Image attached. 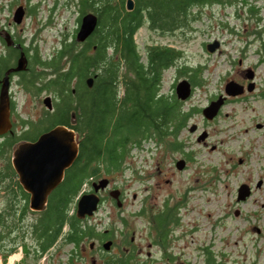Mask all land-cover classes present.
Listing matches in <instances>:
<instances>
[{"label": "rangeland", "instance_id": "rangeland-1", "mask_svg": "<svg viewBox=\"0 0 264 264\" xmlns=\"http://www.w3.org/2000/svg\"><path fill=\"white\" fill-rule=\"evenodd\" d=\"M249 3L260 8L259 14L264 19V0H249ZM20 4L27 11L16 22L14 12ZM195 8L200 17L185 28L161 31L145 21L136 32L141 52L145 55L152 43L168 44L182 51V61L205 64L203 84L186 99V107L203 108L219 94H226V82L232 77L254 80L257 87L249 90L246 85L244 94L229 95V101L213 119L206 118L202 110L195 112L180 135L185 142L184 149L173 150L148 141L142 147H135L126 158L123 170L106 175L111 184L118 183L125 188V206L119 208L105 191L108 199L93 216L83 218V222L93 224L110 210L116 216L105 217L98 227L103 228L102 225L112 220L121 225L118 214L123 209L130 223L125 224L130 226L128 236L134 228L137 236L143 232L155 238L153 211L163 208L167 199L174 206L187 195V203L177 213L179 223L169 224L172 237L169 247L178 264L203 262L206 249L228 264H264V61L260 60L258 43H246L250 40L244 22L249 14L247 9H240L241 15H237L234 6L209 4ZM78 26L79 9L73 0H0V29L6 28L27 44L37 46L43 58H50L63 38L70 39ZM215 38L221 40V45L209 52L205 45ZM0 49H5L1 40ZM249 68L254 70L253 78L242 74V70ZM185 77L189 78L188 74H179L175 67L168 68L162 91H175L176 83ZM13 86L16 112L21 117L38 118L46 112L45 94L52 91L32 93L22 86ZM193 123L198 127L191 131ZM204 131L206 136L199 139ZM180 158L186 160L183 168L176 164ZM242 183H247L251 192L245 199H238ZM90 186L91 180L84 183L76 195V203ZM141 208L142 214L134 215ZM34 216L28 214L26 221L33 220ZM142 238L147 240L145 236ZM27 245L20 243L8 257L0 253V264L78 262L77 255L72 254V243L62 238L38 260L26 253ZM167 263L168 260L162 259L153 264Z\"/></svg>", "mask_w": 264, "mask_h": 264}, {"label": "trees", "instance_id": "trees-1", "mask_svg": "<svg viewBox=\"0 0 264 264\" xmlns=\"http://www.w3.org/2000/svg\"><path fill=\"white\" fill-rule=\"evenodd\" d=\"M73 1L81 14L79 22L86 12L93 11L98 24L83 42L74 36L63 38L50 58H43L37 46L21 41L19 48L8 45L0 36L7 45V52L0 54V76L17 65L24 50L32 59H28L29 71H25L23 87L32 93L50 90L54 94L55 106L47 109L35 126L38 132L64 123L77 131L80 140L77 158L38 217L25 222L13 218L10 228L3 230L4 218L0 216V239L7 231L13 235L26 232L35 235L36 245L26 248L29 255L35 250L33 258L48 252L59 238L79 243L96 232L92 224L84 223L75 213L76 195L84 183L123 170L131 151L146 141L173 150L185 147L180 135L193 114L202 108L186 107V99L179 98L174 90L163 92V77L168 68L175 67L179 74H188L194 91L203 84L205 64L182 61V51L168 44L152 43L144 55L136 32L145 21L157 30L173 31L200 17L195 7L234 6L237 15H241L240 9H247L249 14L244 22L250 40L246 43H258L260 60L264 61V19L259 14L260 8L249 0H134L132 9L127 8V0ZM230 28L236 31L233 26ZM90 76L94 77L92 86L87 82ZM15 105L16 102L12 107ZM186 203L187 195L174 206L167 199L161 211L155 213L156 242L171 245L169 224L179 223L177 213ZM19 243L0 251L6 257ZM170 254V260L175 262L171 250ZM119 264L130 262L123 260ZM195 264L228 262L206 249L204 261Z\"/></svg>", "mask_w": 264, "mask_h": 264}, {"label": "flooded vegetation", "instance_id": "flooded-vegetation-1", "mask_svg": "<svg viewBox=\"0 0 264 264\" xmlns=\"http://www.w3.org/2000/svg\"><path fill=\"white\" fill-rule=\"evenodd\" d=\"M77 30L76 32L72 33V36H74L75 39ZM13 37L16 43H20L22 41L21 43L24 42V44L27 45L23 38H19L14 34ZM0 40L1 42H3L1 38ZM3 44L5 43L3 42ZM6 52L7 45L5 44V49H0V54H5ZM28 59L31 60V56H28ZM25 71L29 70L25 69L14 71L11 73V127H9L4 132L0 133V216L4 218L3 230H8L10 228L13 218H18L21 220V222H25L26 216L28 214L35 215L34 218L38 217L41 212L45 210L49 198L56 191L58 186L62 183L63 179L66 176L67 169L70 167L69 166L68 168H66L62 181L51 190L45 208H32L30 204V199L32 196L31 187H33L32 184L34 182L33 172L29 169L27 171H23L22 174L20 173V171L16 168L14 164V152L20 142L35 141L38 139L41 133L46 131L44 130L38 132L35 127L40 122L42 116L46 112H42L43 114H41V116H39L38 118L21 117L20 114L16 112V105L14 108L12 107V105L16 102V90L14 89L13 85L23 87V78L24 74L26 73ZM247 72L248 69L246 71L242 70V74L247 75ZM5 74L6 72H4V74L0 76V88L2 85V79ZM231 79H235L243 83L245 86L248 85V83L250 82L248 80H239V78L237 77H232ZM256 87L257 86L255 84V88ZM50 94L52 98H54V94L52 92L46 93L45 96ZM227 101H229V97L227 98L226 102ZM54 106L55 101H53V108ZM16 115H18L19 117L16 118ZM28 132L30 133L28 134ZM101 178L102 177L92 179L91 186L89 187V189H87V191H93L94 182L98 181ZM111 183L112 182L110 180L109 184L105 188L100 189L99 194L101 196V200L99 206H101L105 202V200L108 199L105 195V191H108L112 197L113 202L119 205V208H122L126 204V190L123 186L118 183ZM112 189H119L120 204L118 202V199L111 194ZM160 209L161 206L157 211L153 212L159 213L161 211ZM119 210L120 212L118 214V217L120 219L121 225H116L115 221L112 220L109 224L102 225L103 228L98 227V224L101 223L105 219V217H111V219H113L116 216L115 214L111 213L110 210H108L104 212L103 215H100L99 220L97 219L92 224L96 232L91 237H85L84 240L80 241L79 243H72V247L74 249L72 251V254H76V259H78V262L73 261L72 264H116L115 262H118L119 264L123 260H129L130 264H153L155 260L158 261L162 259L168 260L167 264L177 263L176 261L172 262L170 260V247L163 244H159L154 240V237L150 238V235H145L143 234V232H141V234L137 236L134 228L132 230L133 234L131 236H128V230L130 228V223L128 220L129 218L126 214L123 213V209ZM141 210L142 208L138 210L134 215H141ZM152 210H154L153 207ZM89 217L91 216H87L84 219H88ZM127 223H129V225H125ZM152 225H154L155 228L156 222L155 224H153L152 222ZM131 227H134V224H132ZM1 228L2 226L0 225V230ZM143 236H145V239L147 240L144 241V238H142ZM35 238V235H33L32 233L26 232L24 234L13 235L10 233V231H7L5 233L4 238L0 239V248L7 249L10 246L16 245L19 241L20 243H24L26 245V242H28L27 246H31V248H33L32 246H35L37 242ZM19 244L17 245V247H19ZM156 246L158 247L157 251H160V254L157 253L155 249ZM15 250L7 254L6 257H8L11 253L15 252ZM0 253L4 255L3 252L0 251ZM30 255L34 257L35 250L30 251ZM33 259L38 260V258L36 257Z\"/></svg>", "mask_w": 264, "mask_h": 264}, {"label": "water", "instance_id": "water-1", "mask_svg": "<svg viewBox=\"0 0 264 264\" xmlns=\"http://www.w3.org/2000/svg\"><path fill=\"white\" fill-rule=\"evenodd\" d=\"M135 1L127 0V8H134ZM26 13L24 4H20L14 12V20L20 22ZM98 24V16L93 11L86 12L79 24L76 40L85 41L95 30ZM0 35L4 37L8 45H16L22 48L21 43H16L10 30L0 29ZM221 45V40L215 38L213 41L206 43V49L209 52L216 51ZM28 57L24 50L18 57L17 65L9 68L2 79L0 88V133L11 127V96H10V72L26 69ZM247 76L253 78L254 70L248 69ZM89 86L94 83V77L87 78ZM255 81L251 80L247 89L252 90ZM245 85L235 79L226 82V94L221 93L218 98L212 99L210 103L203 107L202 112L208 119L216 117L225 104L228 95H236L245 90ZM193 90V84L189 78L180 79L175 86L176 94L181 99H187ZM44 102L48 109L53 108V98L47 95ZM198 127L197 123L190 126V130L194 131ZM206 131L199 135V139L206 136ZM80 140L77 131L64 123L56 124L48 130L41 133L35 141L20 142L15 149L14 164L22 174L23 171L31 170L33 172L34 182L31 187L32 196L30 199L31 207L34 209H44L48 201L51 190L56 187L64 178L66 168L71 166L79 154ZM179 168H183L186 164L184 158H180L176 162ZM109 177H102L94 182V190L84 192L77 200L76 215L79 218L92 216L99 207L101 196L100 189L105 188L109 184ZM251 192V188L247 183H242L238 189V199H245ZM111 194L118 199L120 204L119 189H112ZM109 243V242H108ZM108 245V244H106Z\"/></svg>", "mask_w": 264, "mask_h": 264}]
</instances>
